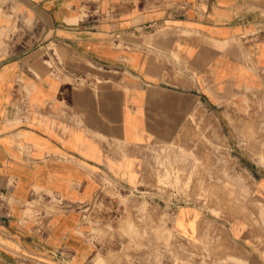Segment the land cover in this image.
<instances>
[{"label": "crops", "instance_id": "obj_1", "mask_svg": "<svg viewBox=\"0 0 264 264\" xmlns=\"http://www.w3.org/2000/svg\"><path fill=\"white\" fill-rule=\"evenodd\" d=\"M0 11V264H117L86 211L105 179L137 186L151 144L199 103L237 155L264 156L240 145L264 141L240 115L264 126V0H0ZM253 173L261 223L230 230L237 264H264V164ZM185 213L175 222L195 221Z\"/></svg>", "mask_w": 264, "mask_h": 264}, {"label": "rangeland", "instance_id": "obj_2", "mask_svg": "<svg viewBox=\"0 0 264 264\" xmlns=\"http://www.w3.org/2000/svg\"><path fill=\"white\" fill-rule=\"evenodd\" d=\"M4 15L0 11V24ZM11 17L13 30L18 32L20 16L13 13ZM0 36H4L3 29ZM244 112L241 117L253 122V136L259 138L264 126L259 124L258 114L247 111L244 116ZM250 143L251 149L264 147V141L259 140H242L240 145L247 148ZM234 150L222 120L205 103H199L187 115L185 124L173 127L170 138L151 144L137 186L117 190L105 179L95 203L86 211L93 225L92 236L105 249V261L241 262L235 256L237 247L230 230L261 223L256 210L262 205L253 170L256 163L264 164V156H240ZM117 206L121 207L118 216ZM182 210L187 212L185 220L195 221L175 222Z\"/></svg>", "mask_w": 264, "mask_h": 264}, {"label": "built area", "instance_id": "obj_3", "mask_svg": "<svg viewBox=\"0 0 264 264\" xmlns=\"http://www.w3.org/2000/svg\"><path fill=\"white\" fill-rule=\"evenodd\" d=\"M115 211H116V216H118V215H121V207H119V206H117V207H115Z\"/></svg>", "mask_w": 264, "mask_h": 264}]
</instances>
